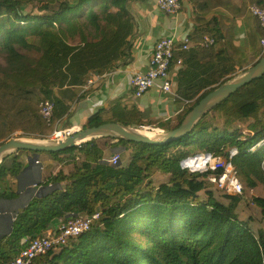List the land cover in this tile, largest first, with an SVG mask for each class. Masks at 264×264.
I'll return each mask as SVG.
<instances>
[{
	"label": "trees",
	"instance_id": "obj_1",
	"mask_svg": "<svg viewBox=\"0 0 264 264\" xmlns=\"http://www.w3.org/2000/svg\"><path fill=\"white\" fill-rule=\"evenodd\" d=\"M194 29L179 60L175 94L183 107L170 119L142 117L130 95L110 100L92 113L83 128L117 122L170 131L217 85L263 56L264 27L249 11L264 0H188ZM29 7L28 9H23ZM243 23L247 47L234 43ZM135 22L128 0H0V143L12 137L50 138L70 113L61 92L85 96L83 85L131 59ZM206 35L213 44L199 45ZM236 62L239 66H236ZM50 100V125L40 102ZM222 121L225 129L215 128ZM247 125L248 131L234 129ZM121 146L127 160L113 165L108 147ZM225 156L241 193L215 195L218 172H190L181 161L199 153ZM49 154L50 162L40 160ZM20 150L0 164V197L18 194ZM45 172L39 186L59 188L33 196L19 209L10 231L0 234V263L13 260L45 228L86 213L100 212L93 225L69 237L29 264H264V226L240 218V202L255 204L264 216V199L244 191L264 181V75L240 87L209 110L182 138L160 144L93 139L61 152H39ZM56 166V168H54ZM66 168V170H65ZM167 177L155 184V174Z\"/></svg>",
	"mask_w": 264,
	"mask_h": 264
},
{
	"label": "crops",
	"instance_id": "obj_2",
	"mask_svg": "<svg viewBox=\"0 0 264 264\" xmlns=\"http://www.w3.org/2000/svg\"><path fill=\"white\" fill-rule=\"evenodd\" d=\"M181 10L175 15L164 14L155 5V0H128V9L135 22L134 34L131 42V59L127 64H119L110 72L100 78L95 77L90 91L83 97L81 92L70 89L65 95L61 93L66 104H70L69 115L61 122V125H84L87 118L99 108L123 95L131 94L128 79L132 74L143 73L149 67L150 56L154 43L167 36H172L178 41L187 37L194 29L193 6L188 0H181ZM234 43L244 49L247 47L245 30L242 22H238L235 30ZM180 62L169 68L172 84L176 87V73ZM132 99L136 103L143 118L156 120L170 119L181 110L183 102L178 101L173 93L164 92L160 87H152L141 96ZM22 163L21 175L18 182L23 187L14 198L0 197V234L8 231L10 216L16 209L24 206L28 201L29 192L27 186L35 174L34 162L27 155L20 157ZM50 162V157L42 159ZM42 166V164H41ZM40 167V166H39ZM56 168V166L54 167ZM42 169V167H41ZM43 170V169H42ZM41 170V172H42ZM56 221L55 223H59Z\"/></svg>",
	"mask_w": 264,
	"mask_h": 264
},
{
	"label": "built area",
	"instance_id": "obj_3",
	"mask_svg": "<svg viewBox=\"0 0 264 264\" xmlns=\"http://www.w3.org/2000/svg\"><path fill=\"white\" fill-rule=\"evenodd\" d=\"M155 5L164 14L175 15L181 10V0H155ZM250 13L256 17L261 26L264 27V9L257 7L254 4L249 5ZM178 41L174 37H163L157 40L152 48L149 67L143 73L132 74L128 79V84L132 89V93L135 97L141 96L148 89L152 87H160L161 90L168 93L175 94V87L172 84V79L169 74V66L173 53L180 49H188V38L182 39V42ZM214 39L211 35H206L203 40L198 43L202 46H207L213 44ZM260 44L264 47V39H261ZM180 62V60L178 61ZM95 77H90L83 85V90H87L92 86ZM69 87L63 88V93L67 94L69 92ZM176 95V94H175ZM54 112V103L50 100H42L40 102V114L44 119L45 123L50 125L52 122ZM62 122V121H61ZM58 122L53 132L51 133V138L62 139L68 137L74 132L80 130L83 126L78 124L61 125ZM215 128L223 131L225 125L222 121L215 123ZM238 130L243 129L248 131L247 125L240 126L238 124ZM243 128V129H242ZM190 161V167L192 169H198L195 171L203 172L209 171L211 174L218 172L217 177L214 179L213 188L230 194L241 193V186L238 183L235 172L231 167L230 162L225 156L214 155L209 152L199 153ZM185 160L181 161L182 163ZM107 162L113 165H119L120 158L119 154L113 153ZM184 168V167H182ZM187 169L188 168H184ZM190 172H195L188 170ZM100 212H95L93 214H80L69 218L66 222H59L56 225L49 226L45 228L39 235L34 238L24 237L27 242L26 247L20 251L13 260L2 262L0 264H29L35 257L45 254L48 250L55 246L64 244L69 237L77 236L84 230H88L94 223V220L98 218Z\"/></svg>",
	"mask_w": 264,
	"mask_h": 264
},
{
	"label": "water",
	"instance_id": "obj_4",
	"mask_svg": "<svg viewBox=\"0 0 264 264\" xmlns=\"http://www.w3.org/2000/svg\"><path fill=\"white\" fill-rule=\"evenodd\" d=\"M236 66L239 63L236 62ZM264 75V54L253 65L243 69L236 73L229 79L217 85L213 90L204 95L195 106L184 116L179 126L170 131H161L159 128L153 126L137 127L134 125H126L117 122L102 123L98 126H92L87 128H81L68 137L62 139L56 138H30V137H12L6 141L0 143V164L5 158L10 155H14L20 150H27L33 154L29 156L31 161L36 162L40 167L41 163L38 161L39 152H61L69 148L79 147L84 143L93 139L112 138L115 140H124L127 142H138L147 144H160L173 141L177 138H182L189 133L193 126L212 108L228 98L240 87L248 84L249 82L260 79ZM155 134H146L144 129H153ZM145 131V130H144ZM160 131V132H158ZM42 169L39 170V181L42 177ZM22 172L18 174L19 179ZM30 187L27 188L29 192L28 201L33 196H40L42 189L44 193L53 191L59 188V185L39 186L34 188V182L30 183ZM48 190V191H47ZM20 191V188H19ZM25 203V205L28 203ZM24 205V206H25ZM23 207V206H22ZM20 207V208H22ZM19 209H16L10 216L9 228L11 230L12 220L17 214Z\"/></svg>",
	"mask_w": 264,
	"mask_h": 264
},
{
	"label": "rangeland",
	"instance_id": "obj_5",
	"mask_svg": "<svg viewBox=\"0 0 264 264\" xmlns=\"http://www.w3.org/2000/svg\"><path fill=\"white\" fill-rule=\"evenodd\" d=\"M28 8L29 7H24L23 9L26 10ZM181 42H182V40H181ZM187 44H188L189 47L192 45L189 41L187 42ZM2 65H4V59L3 58H0V66H2ZM57 91H59L63 95H65L63 93V88H61L60 90H57ZM238 128H239V126L237 124L234 127V129H238ZM161 131H163V130H161ZM243 131H245V130L243 129ZM158 132H160V131H158ZM113 153L119 154L120 157H122L121 155H124L122 157V162L123 163H125V161L127 160V157L125 155V152L123 151V149H122L121 146H119V147H117V146L108 147L105 150V155H104L105 159L107 160ZM27 157H29V155H27ZM48 157H50V155L49 154H46V153L41 154L39 156L40 160H42L44 158H48ZM34 166H35V169L37 170V172L41 169V167H39V165L36 162H34ZM65 170H66V168H65ZM44 173L45 172L42 170V177L44 176ZM42 177H41V179H42ZM39 179H40L39 176L37 174H35L33 176V179H31L29 181V184L27 186H30L31 185L30 183L34 182L35 184L33 185V187L36 188V189L39 188V186H38V184H40ZM166 180H167V177L165 175L160 174V173H156L155 174V184L159 185L161 183L166 182ZM22 187L23 186L20 185V189ZM43 191L44 190L42 189V193H43ZM214 191H215V195L216 196L221 197V198H224L225 192H221V191H218L216 189H214ZM16 192L17 193L19 192V187L17 188ZM244 192L247 193L246 194L247 196L253 195L254 197L263 198L264 199V181L261 182L260 185L257 188H254V189H252L250 191L249 190H245ZM238 213H239V217L240 218H247L254 229H257L258 227L264 226V216L262 215V213H260L259 207H257L255 204L250 203L249 205H247V204H245L243 202H240L239 203V206H238Z\"/></svg>",
	"mask_w": 264,
	"mask_h": 264
},
{
	"label": "clouds",
	"instance_id": "obj_6",
	"mask_svg": "<svg viewBox=\"0 0 264 264\" xmlns=\"http://www.w3.org/2000/svg\"><path fill=\"white\" fill-rule=\"evenodd\" d=\"M192 159H194V158H187L183 163H182V167H184V168H188V170H191V171H195V170H198V169H192L191 167H190V161L192 160Z\"/></svg>",
	"mask_w": 264,
	"mask_h": 264
},
{
	"label": "bare ground",
	"instance_id": "obj_7",
	"mask_svg": "<svg viewBox=\"0 0 264 264\" xmlns=\"http://www.w3.org/2000/svg\"><path fill=\"white\" fill-rule=\"evenodd\" d=\"M145 130V131H144ZM143 132L146 133V134H155L156 131L153 129H144Z\"/></svg>",
	"mask_w": 264,
	"mask_h": 264
}]
</instances>
